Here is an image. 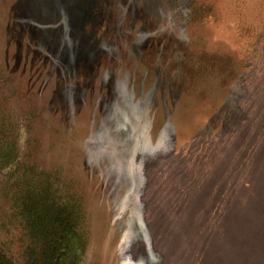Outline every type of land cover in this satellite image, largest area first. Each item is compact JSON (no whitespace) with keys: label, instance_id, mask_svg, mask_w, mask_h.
I'll return each instance as SVG.
<instances>
[{"label":"rangeland","instance_id":"1","mask_svg":"<svg viewBox=\"0 0 264 264\" xmlns=\"http://www.w3.org/2000/svg\"><path fill=\"white\" fill-rule=\"evenodd\" d=\"M93 1L0 0V108L83 197L85 261L264 264V0Z\"/></svg>","mask_w":264,"mask_h":264},{"label":"trees","instance_id":"2","mask_svg":"<svg viewBox=\"0 0 264 264\" xmlns=\"http://www.w3.org/2000/svg\"><path fill=\"white\" fill-rule=\"evenodd\" d=\"M167 1L187 22L194 1ZM9 120L0 108V264H89L83 197L72 181L20 159L26 129Z\"/></svg>","mask_w":264,"mask_h":264},{"label":"flooded vegetation","instance_id":"3","mask_svg":"<svg viewBox=\"0 0 264 264\" xmlns=\"http://www.w3.org/2000/svg\"><path fill=\"white\" fill-rule=\"evenodd\" d=\"M121 1H123V0H121ZM93 2H96V0H94ZM117 4H119L118 2H116ZM124 3H126L125 1H123V2H121V4H122V9H124ZM130 13V15L132 14V11H130L129 12ZM107 20H109V19H107ZM121 20H122V16L120 17V19H119V22H116L115 24H114V26H113V31H114V27H117L116 29H118V26L120 25V22H121ZM110 22L112 21V19L111 20H109ZM116 128H117V130L118 131H122V135L124 134V132H123V130L125 129L124 127L123 128H121L119 125L118 126H115ZM127 130V129H126ZM123 137H124V135H123Z\"/></svg>","mask_w":264,"mask_h":264}]
</instances>
